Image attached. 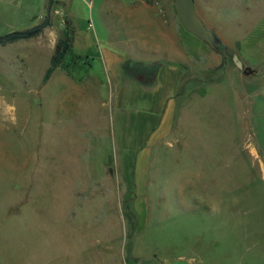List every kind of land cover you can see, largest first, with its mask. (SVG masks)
Returning <instances> with one entry per match:
<instances>
[{"label": "rangeland", "instance_id": "374dc122", "mask_svg": "<svg viewBox=\"0 0 264 264\" xmlns=\"http://www.w3.org/2000/svg\"><path fill=\"white\" fill-rule=\"evenodd\" d=\"M59 1L46 20L49 0H0V37L48 22L0 44V264H264V154L245 115L253 103L262 129L264 0H195L213 67L169 64L147 88L109 57L52 68L71 26L107 19Z\"/></svg>", "mask_w": 264, "mask_h": 264}, {"label": "crops", "instance_id": "0c3cea01", "mask_svg": "<svg viewBox=\"0 0 264 264\" xmlns=\"http://www.w3.org/2000/svg\"><path fill=\"white\" fill-rule=\"evenodd\" d=\"M81 1L89 3L91 9L96 7L97 15L104 13L107 19L99 16L97 21L91 20L87 28L75 29L67 18V24L72 27L70 51L80 60L89 61L91 56H100L102 59L109 57L111 59L103 60L104 64L106 67L109 65L115 68V72L118 71L119 64L128 62L159 65L155 79L159 87H161L160 73L165 69L168 70L169 64L174 65L172 69L186 70L187 67H191V69L202 71L214 65V62L211 65L205 62V57L208 56L207 45L187 32L179 22L173 0ZM58 3L64 7L63 1L60 0ZM90 3H94L95 6ZM100 43L105 47L99 51L97 44ZM92 45L96 48L94 53L90 52ZM243 65L246 67L244 63ZM90 67L91 65L88 66L89 69ZM248 67L254 71L252 74H255L254 68ZM242 76L249 75H244L242 72ZM242 76L239 75V77ZM260 84L264 85L263 82ZM207 86L209 84L205 85ZM249 103V109L245 115L249 118L247 121L250 136L256 149L264 154V106H261L257 113V118L263 127L256 131L251 122L254 104ZM260 104L264 105V102ZM182 258L187 260L188 264L194 262V258L190 256L183 255Z\"/></svg>", "mask_w": 264, "mask_h": 264}, {"label": "water", "instance_id": "95a60500", "mask_svg": "<svg viewBox=\"0 0 264 264\" xmlns=\"http://www.w3.org/2000/svg\"><path fill=\"white\" fill-rule=\"evenodd\" d=\"M53 0H49L46 12V20L49 18L50 9ZM176 7L179 22L183 28L204 42L209 47L215 49L216 38L212 31L208 30L196 12V4L194 0H173ZM22 32H12L5 36L0 37L1 41L9 40L10 38L20 36ZM235 66L243 72L244 75H251L254 71L248 66L244 67L242 61H240L236 56L232 58Z\"/></svg>", "mask_w": 264, "mask_h": 264}, {"label": "trees", "instance_id": "16d2710c", "mask_svg": "<svg viewBox=\"0 0 264 264\" xmlns=\"http://www.w3.org/2000/svg\"><path fill=\"white\" fill-rule=\"evenodd\" d=\"M47 25H48V22H44L41 26L31 27V28H29V29H27L25 31H22V34L20 36L10 38L9 40H6V41H1L0 44H2L4 42H11V41H13L15 39H30V38H35V37H37L41 33L42 28L43 27H46ZM71 36H72V34H71ZM71 36L70 37H67V34H65V38L61 39L58 42V44L56 45L55 52H54V56L51 59V67L52 68L56 67L57 63L59 62V59L63 55H65L68 51H70V48H71ZM215 38H216V36H215ZM218 44H219V39L216 38V46H215V48L217 47ZM137 64H141V65H144V66H152L151 67V70L155 72V79H156L159 65H145V64H142V63H137ZM50 72L51 71L49 70L48 74ZM47 78H48V75H47Z\"/></svg>", "mask_w": 264, "mask_h": 264}, {"label": "flooded vegetation", "instance_id": "af4514ba", "mask_svg": "<svg viewBox=\"0 0 264 264\" xmlns=\"http://www.w3.org/2000/svg\"><path fill=\"white\" fill-rule=\"evenodd\" d=\"M152 66H144L137 63H126L125 70L134 80L142 83L143 86L153 87L155 83V72L151 70Z\"/></svg>", "mask_w": 264, "mask_h": 264}]
</instances>
